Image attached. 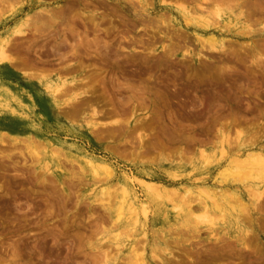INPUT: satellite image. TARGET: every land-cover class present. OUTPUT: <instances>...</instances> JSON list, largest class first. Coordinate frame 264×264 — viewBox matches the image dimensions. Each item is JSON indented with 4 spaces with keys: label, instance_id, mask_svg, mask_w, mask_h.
<instances>
[{
    "label": "rangeland",
    "instance_id": "rangeland-1",
    "mask_svg": "<svg viewBox=\"0 0 264 264\" xmlns=\"http://www.w3.org/2000/svg\"><path fill=\"white\" fill-rule=\"evenodd\" d=\"M1 51L0 264H264V0H0Z\"/></svg>",
    "mask_w": 264,
    "mask_h": 264
},
{
    "label": "bare ground",
    "instance_id": "bare-ground-1",
    "mask_svg": "<svg viewBox=\"0 0 264 264\" xmlns=\"http://www.w3.org/2000/svg\"><path fill=\"white\" fill-rule=\"evenodd\" d=\"M90 2V1H89ZM217 12V11H216ZM184 13V12H183ZM201 10L199 11V10H194V12L192 13H190V12H188L187 11V13H186V16H185V21H187L186 23H188V22H190V21H196V18H197V16H200L201 15ZM242 14V13H241ZM36 15V14H35ZM217 17H221L220 16V14L219 13H216L215 14ZM214 15V16H215ZM34 18V17H33ZM31 19V18H30ZM200 19V17H198V20ZM218 19V18H217ZM53 20V19H52ZM36 25V24H35ZM207 25V24H206ZM37 28V27H36ZM43 29V28H42ZM23 30H22V28H17L16 30H15V34H17V35H19V34H23ZM41 34V33H40ZM206 41H208L207 43H209V45L211 46V47H213L214 46V44H221V42L220 41H217L216 39H214V37L212 38V37H209L208 39H205ZM223 42V41H222ZM210 46H208V47H210ZM211 47L209 48V49H211ZM223 48V47H222ZM213 49V48H212ZM3 60H6L5 58H4V55H3V52L1 51L0 52V61H3ZM78 87V86H77ZM76 87V88H77ZM68 90H69V88H67ZM60 90V89H59ZM77 90V89H76ZM57 91V90H56ZM64 91V90H63ZM70 91V90H69ZM72 91H73V89H72ZM79 91V90H78ZM66 93V92H65ZM58 94V93H57ZM63 94V93H62ZM67 95V94H66ZM58 96V95H57ZM61 96V95H60ZM15 98V97H14ZM81 98V97H80ZM8 99V98H7ZM10 100V99H9ZM76 100V99H75ZM19 102V101H18ZM13 103V102H12ZM74 104V103H73ZM20 109V108H19ZM76 112V111H75ZM74 112V113H75ZM73 113V114H74ZM20 118V117H19ZM43 148V147H42ZM262 148V147H261ZM81 154V153H80ZM247 154V153H246ZM246 154H244V155H246ZM249 155V156H248ZM248 156V157H247ZM247 156H245V157H247L248 158V161L250 160V161H252V164H250V163H248V165L250 166L251 165V167L253 168V170H255L256 172L257 171H262V173L264 172V149H259V150H257V151H255V152H253V153H248L247 154ZM244 157V156H243ZM240 158V157H239ZM241 161V160H240ZM246 160H245V158H244V162H245ZM238 162V161H237ZM86 163L87 164H89L90 166H92L93 165V162H92V160L91 159H88V158H86ZM242 163V161L239 163V164H241ZM236 164H238V163H235V165ZM239 164L237 165V166H239ZM247 164V163H246ZM98 166L99 167H105L106 165L104 164V163H98ZM247 166V165H246ZM106 168V167H105ZM252 170V169H251ZM252 170V171H253ZM104 171H105V169H104ZM248 171V170H247ZM246 171V173H244L245 175H246V178H249V176L247 175V172ZM112 173V171H110V175H113V173ZM240 174V173H239ZM243 174V173H242ZM242 175V176H244L245 177V175ZM248 176V177H247ZM238 179H239V177H238ZM241 179V178H240ZM244 179V178H243ZM256 179V178H255ZM242 180V179H241ZM259 180V179H258ZM263 180V179H262ZM137 181V180H136ZM123 182V181H122ZM141 182V183H140ZM139 182V184H142L146 189H148L149 191H150V189H151V187L152 186H149V185H146L145 183H143L142 181H140ZM134 182L131 180V178H129V177H126L125 179H124V182L123 183H121V185H120V188H121V190L116 194V195H114L113 197H111L109 194H108V196H107V201H106V203H107V205L109 206L110 204H111V202H112V200L113 199H111V198H117V200H116V202H115V204L117 205L118 204V207H117V209L118 210H116V211H118V214H119V216H120V211L121 210H123V212H124V209H129L130 207L133 209L134 208V205H135V198L136 197H130L129 196V190H128V188L130 187L131 188V186H134V184H133ZM153 190V189H152ZM205 190H208V189H205ZM256 190V189H255ZM209 191V190H208ZM216 191V190H215ZM253 192V194L255 193L256 195L255 196H259V192H254V191H252ZM260 192H262V191H260ZM215 193V192H214ZM208 195H209V193H208ZM203 196V195H202ZM261 196V195H260ZM259 196V197H260ZM261 198V197H260ZM106 200V198H101V200ZM209 199V198H208ZM257 199V198H256ZM100 200V201H101ZM212 200V199H211ZM205 201H206V199H205ZM237 201L239 202V205H240V203L242 202H240V200H238L237 199ZM236 200H235V202H237ZM207 202V201H206ZM113 203V202H112ZM105 203L103 202V205H104ZM242 204V203H241ZM235 205H238L237 203L235 204ZM238 205V206H239ZM111 206V205H110ZM234 206V205H233ZM239 207H241L242 208V206L240 205ZM231 208H232V206H231ZM240 208V209H241ZM244 208H245V206H244ZM243 208V209H244ZM234 209V208H233ZM242 209V210H243ZM142 210H144L143 208H142ZM143 212V214H144V216H145V214H146V212H145V210L144 211H142ZM188 212H190V210H188ZM238 212V211H237ZM191 213V212H190ZM190 213H188L189 215H192V213L190 214ZM245 213V212H244ZM203 215V214H202ZM236 215V214H235ZM134 216V215H133ZM195 216H196V220H198V219H201L202 217H201V215H199L200 216V218H199V216L198 215H196V214H194V216H192V217H194V219H195ZM191 217V216H190ZM205 216H203V218H204ZM117 218H118V215H117ZM198 218V219H197ZM242 218H243V216H242ZM193 219V218H192ZM205 219V218H204ZM196 220H193V221H196ZM202 220V219H201ZM244 220H246V219H244ZM199 221V220H198ZM197 221V222H198ZM194 223H196V222H194ZM199 223V222H198ZM243 223V222H242ZM197 224V223H196ZM118 236V235H117ZM116 236V237H117ZM117 245V244H116ZM137 245V244H136ZM138 246V245H137ZM139 247V246H138ZM117 249V248H116ZM121 249V248H120ZM120 249H119V251H120ZM126 249L128 250V252L127 253H129V260H132L133 261V264H136L135 262H137V261H139L140 260V254H138L139 255V258H137L138 256H136V252L137 251H135V247H133V246H128V247H126ZM138 249V248H137ZM140 249H141V247H140ZM125 250V249H124ZM116 251V250H115ZM112 257V256H111ZM127 258H128V256H127ZM139 259V260H138ZM130 262V261H129ZM141 262H143V261H140V263ZM131 263V262H130ZM139 263V264H140ZM144 263H145V261H144ZM132 264V263H131ZM138 264V263H137ZM147 264V263H146Z\"/></svg>",
    "mask_w": 264,
    "mask_h": 264
}]
</instances>
